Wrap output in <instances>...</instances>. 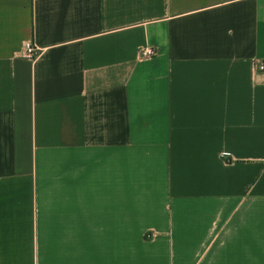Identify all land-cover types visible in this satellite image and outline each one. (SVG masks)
I'll return each mask as SVG.
<instances>
[{"label": "crops", "instance_id": "crops-1", "mask_svg": "<svg viewBox=\"0 0 264 264\" xmlns=\"http://www.w3.org/2000/svg\"><path fill=\"white\" fill-rule=\"evenodd\" d=\"M258 61L264 0H0V264H264Z\"/></svg>", "mask_w": 264, "mask_h": 264}, {"label": "built area", "instance_id": "built-area-1", "mask_svg": "<svg viewBox=\"0 0 264 264\" xmlns=\"http://www.w3.org/2000/svg\"><path fill=\"white\" fill-rule=\"evenodd\" d=\"M24 50L26 52L25 53L26 55H34L37 52L36 48L30 43H25ZM155 53H156V49L150 46H146L142 49V56L144 57H150ZM256 68L257 70H264V62L258 61L256 63Z\"/></svg>", "mask_w": 264, "mask_h": 264}]
</instances>
